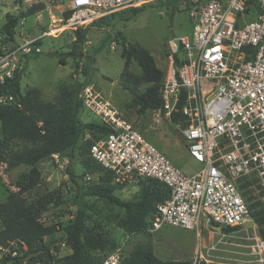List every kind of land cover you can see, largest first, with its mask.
I'll return each instance as SVG.
<instances>
[{
    "label": "built area",
    "instance_id": "2783aa9c",
    "mask_svg": "<svg viewBox=\"0 0 264 264\" xmlns=\"http://www.w3.org/2000/svg\"><path fill=\"white\" fill-rule=\"evenodd\" d=\"M150 1L71 0L65 26L84 27ZM255 1L260 12L254 17L248 0H186L193 34L169 40L161 88L163 109L159 110L170 119L173 111L185 116L174 124L189 155L200 163L196 171L175 166L93 86L87 84L81 91L85 110L112 129L93 141L90 155L112 175L113 182L124 185L135 178H154L171 190L170 197L157 206L148 232L177 226L197 229L200 237L203 221L222 227H255V222L244 226L254 219L245 189L239 185L245 178H256L254 188L264 193V0ZM38 40L18 41L0 32V83L17 72L22 74L27 58L42 51ZM0 103L16 104L17 100L12 94H1ZM16 244L0 246V263L9 254L17 255L12 251ZM61 246H67L66 240ZM258 249V264H264L263 240H258ZM216 252L217 242L203 245L200 241L191 264L215 263L221 258ZM126 256L125 245L118 244L100 264H122Z\"/></svg>",
    "mask_w": 264,
    "mask_h": 264
},
{
    "label": "rangeland",
    "instance_id": "374dc122",
    "mask_svg": "<svg viewBox=\"0 0 264 264\" xmlns=\"http://www.w3.org/2000/svg\"><path fill=\"white\" fill-rule=\"evenodd\" d=\"M38 3L44 5L40 11L24 15L29 7ZM70 3L71 0H0V31L4 30L3 26L9 18L17 17L15 38L22 41L36 37L42 49L40 53L31 56L22 69V93L27 94L31 89L38 88L43 101H56L63 89L74 95L82 84V89L89 84L139 128L175 166L186 172L199 169L200 163L189 155L182 134L172 119L160 110L139 112L132 94L124 85L129 84L142 92L148 84L143 81L142 69L137 62L132 61L125 68L121 55L125 39L139 43L153 54L157 65L166 72L170 54L169 40L193 34V24L185 7L186 0H152L142 5L145 8L141 11H136L134 7L120 9L84 27H65L55 33L51 32L55 25H66L64 13ZM77 31L83 40L77 38ZM60 58L64 59V63ZM81 119L86 124L95 120V116L84 110ZM83 140L79 139L70 165L64 153L39 161L37 167L41 171L42 182L25 194L28 201L41 197L50 199L42 214V221L58 226L57 232L45 237L55 258L72 252L64 227L74 221L78 209L82 208L86 211L87 227L104 232L118 244H124L127 254L137 244L150 241L161 259L191 260L200 241L203 245L217 242L216 254L221 256L215 259L217 263H260L258 240L264 239L256 223L254 228L241 227L230 234L218 231L214 229L215 224L203 221L200 237L197 229L177 226H164L155 232L128 233L123 226L126 216L124 207L105 197L82 194L87 186L100 182L103 175L99 170L86 171ZM14 145L20 148L23 144L16 142ZM30 168L26 164L9 168L6 163L0 162V202L9 191L18 190L17 181L29 173ZM69 169L75 175V180L71 178ZM142 181L141 178H135L116 189L114 194L122 200H133L140 192ZM252 191V197L259 198V188L253 187ZM260 199L263 200V195ZM64 240L67 242L65 248L61 246ZM15 246L21 248L19 244ZM94 253L101 256L103 251L97 250Z\"/></svg>",
    "mask_w": 264,
    "mask_h": 264
},
{
    "label": "trees",
    "instance_id": "16d2710c",
    "mask_svg": "<svg viewBox=\"0 0 264 264\" xmlns=\"http://www.w3.org/2000/svg\"><path fill=\"white\" fill-rule=\"evenodd\" d=\"M248 5L253 11L252 16L255 17L260 12L258 3L255 0H248ZM43 6L41 3L34 4L24 15L35 14ZM134 8L136 11H141L145 7ZM68 14L69 11H65L64 15L68 16ZM17 23V17L9 18L3 26L4 30L0 32L14 39ZM77 38L83 40L78 31ZM121 55L124 58L125 68H128L132 61L137 62L142 69V79L148 84L142 92L129 84L124 85L125 89L132 94L139 112L163 109L161 88L165 72L157 65L153 54L139 43L125 39ZM60 61L64 63V59L60 58ZM93 61L94 58L91 59V62ZM82 87L83 84L74 95L63 89L56 101H43L38 88L31 89L27 94L22 93L19 72L4 83H0V95L12 94L17 100L16 104L0 103L2 133L0 162L6 163L9 168L22 164L31 167L29 173L24 174L17 181L18 190L9 191L6 198L0 202V246H9L11 242H16L21 247L12 246V251L16 250L17 255L12 257L9 254L0 264L10 261L13 264H100L102 259L118 245L108 234L92 228L90 230L85 221L86 211L79 208L74 221L64 227L72 252L61 258H55L51 247L45 242V237L57 232L58 226L45 224L42 221V214L47 209L50 199L41 197L28 201L25 197L26 193L31 192L42 182L43 178L37 163L51 155L64 153L68 156L70 165L79 139H84L86 171L99 170L103 173L100 182L87 186L82 194L105 197L112 203L124 207L126 216L123 226L128 233L147 231L155 217L157 206L171 195L170 188L154 178H141L143 181L140 183V192L133 200H122L114 194L115 190L123 185L114 183L112 175L90 155V145L93 141L106 136L112 129L98 118L90 123L82 122L81 113L85 110L80 97ZM171 119L173 122L185 120V116L178 111H173ZM84 133L89 134V137L84 136ZM16 142H21L23 145L15 148ZM69 173L75 180V175L70 169ZM256 181V178H245L239 182V185L245 189L244 196L250 205L251 215L264 239V200L260 199L264 193L259 192V198L252 197ZM239 228L240 226H223L222 230L230 232ZM97 250L103 251V254L97 256L94 253ZM191 263L192 259H161L156 255L150 241L137 244L122 262V264Z\"/></svg>",
    "mask_w": 264,
    "mask_h": 264
},
{
    "label": "water",
    "instance_id": "95a60500",
    "mask_svg": "<svg viewBox=\"0 0 264 264\" xmlns=\"http://www.w3.org/2000/svg\"><path fill=\"white\" fill-rule=\"evenodd\" d=\"M254 224V221L253 220H249L248 222H246L244 224V226H250V225H253ZM214 229L218 230V231H221L222 230V226L221 225H214Z\"/></svg>",
    "mask_w": 264,
    "mask_h": 264
},
{
    "label": "bare ground",
    "instance_id": "6f19581e",
    "mask_svg": "<svg viewBox=\"0 0 264 264\" xmlns=\"http://www.w3.org/2000/svg\"><path fill=\"white\" fill-rule=\"evenodd\" d=\"M65 25H55V27L51 28V32L55 33L58 30H61L62 28H65Z\"/></svg>",
    "mask_w": 264,
    "mask_h": 264
},
{
    "label": "crops",
    "instance_id": "0c3cea01",
    "mask_svg": "<svg viewBox=\"0 0 264 264\" xmlns=\"http://www.w3.org/2000/svg\"><path fill=\"white\" fill-rule=\"evenodd\" d=\"M177 37V36H176ZM176 37H174V38H176Z\"/></svg>",
    "mask_w": 264,
    "mask_h": 264
}]
</instances>
